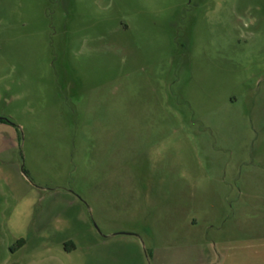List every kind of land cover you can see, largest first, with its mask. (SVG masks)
<instances>
[{
	"label": "rangeland",
	"instance_id": "374dc122",
	"mask_svg": "<svg viewBox=\"0 0 264 264\" xmlns=\"http://www.w3.org/2000/svg\"><path fill=\"white\" fill-rule=\"evenodd\" d=\"M3 118L0 264H264V0H0Z\"/></svg>",
	"mask_w": 264,
	"mask_h": 264
},
{
	"label": "crops",
	"instance_id": "0c3cea01",
	"mask_svg": "<svg viewBox=\"0 0 264 264\" xmlns=\"http://www.w3.org/2000/svg\"><path fill=\"white\" fill-rule=\"evenodd\" d=\"M3 127H8L6 126V124L4 122L1 123ZM2 137V136H0ZM16 146V141H11V140H8L6 139L5 136H3L2 139H0V161L3 162V163H0L2 166L1 168L3 169L1 172L4 174V178H6L5 180H8L10 182V185L11 183L13 182V178L14 176H16V178H18V180L20 179L19 178V172H18V168L17 167H14L8 163L7 160H10L12 158V150H13V147ZM0 168V170H1ZM23 173V172H22ZM22 175V174H21ZM24 176V174H23ZM23 181V180H21ZM22 185V186H21ZM5 190L4 189H0V217L3 216L5 217L6 219V224L8 226H10L12 224L13 226V237H14V241L17 240V244H18V241L21 240V239H25V245H22V244H18L19 246L14 247L15 245H9V247L11 248V250L13 252H19L20 250H23L27 247V244H28V239H26V237L24 236L25 233H24V227H23V224L22 225H17V223H19L18 219H24V210H25V207H24V184H18L17 186L13 187L10 189V193H6L4 192ZM11 196L14 198H17L18 200V207H17V210L15 212L16 213H11L10 215H8L6 213V206H5V203L8 202V199L10 197L11 199ZM41 217V216H40ZM39 217V218H40ZM41 221H42V217H41ZM39 220V222H41ZM42 229V227H41Z\"/></svg>",
	"mask_w": 264,
	"mask_h": 264
},
{
	"label": "trees",
	"instance_id": "16d2710c",
	"mask_svg": "<svg viewBox=\"0 0 264 264\" xmlns=\"http://www.w3.org/2000/svg\"><path fill=\"white\" fill-rule=\"evenodd\" d=\"M0 120H1V121H6V119H4V118H3V119H0ZM25 243H26V242H25V239H21V240L18 241V244H19V245H20V244L25 245Z\"/></svg>",
	"mask_w": 264,
	"mask_h": 264
}]
</instances>
